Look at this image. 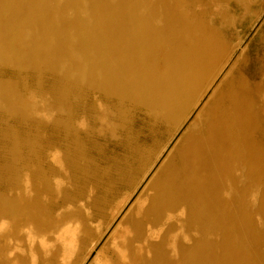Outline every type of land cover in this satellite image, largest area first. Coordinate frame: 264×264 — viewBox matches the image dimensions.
Wrapping results in <instances>:
<instances>
[{"label": "bare ground", "instance_id": "1", "mask_svg": "<svg viewBox=\"0 0 264 264\" xmlns=\"http://www.w3.org/2000/svg\"><path fill=\"white\" fill-rule=\"evenodd\" d=\"M221 1L0 0V257L6 255L0 264L16 262L17 241L37 238L32 229L44 234L51 229V222L44 224L38 199L50 189L47 174L55 171L60 145L44 140L47 168L42 162L33 170L35 164L18 162L20 139L12 122L42 120L41 109L69 112L67 95L81 88L90 91L94 121L111 134L113 119L121 118L129 105L143 107L177 130L195 111L187 127L191 131L153 182L148 208L137 210L144 211L157 232L166 228L198 234L172 237L178 249L171 264H264V244L254 246L257 235L264 239V190L257 207L251 206L255 194L249 195L250 204L240 200L253 183L264 184V151L255 149L264 136L257 141L253 134L254 99L264 107V90L256 87V96L251 83L232 67L216 83L230 56H225L214 26L215 12L207 8ZM48 75L59 85L54 104L46 102L42 90ZM73 96L81 100L79 93ZM79 115L59 116L54 128L70 132ZM28 140L27 151L37 152ZM255 213H263L259 229ZM153 230L147 228L145 239L162 233ZM56 236L62 239V231ZM6 238L13 242L2 245ZM152 250L155 261L150 264L165 258L163 245ZM60 255L64 260L68 247ZM19 264L27 263L20 258Z\"/></svg>", "mask_w": 264, "mask_h": 264}, {"label": "rangeland", "instance_id": "2", "mask_svg": "<svg viewBox=\"0 0 264 264\" xmlns=\"http://www.w3.org/2000/svg\"><path fill=\"white\" fill-rule=\"evenodd\" d=\"M207 9L215 12L214 26L224 43L225 56H230L229 67L223 69L216 83L232 67L233 72L239 70L251 83L253 93L257 96V92H254L256 87L264 90V0H222L216 7L212 5ZM204 17L207 19V14ZM229 77L230 74L225 79ZM223 86L224 82L220 88ZM58 89L59 85L53 84L48 75L42 88L46 102L52 104L57 101ZM70 91L67 95L69 112L41 109L38 116L45 113L42 120H30L27 125L19 124L17 119L12 122L20 139L21 154L18 162L35 164L33 170L42 162L44 167L47 166L43 151L46 145L44 140L60 143L54 158L56 161L53 162L55 171L47 174L50 189L38 199L44 209V224L51 222V229L45 234L32 229V232L37 233L36 239L28 237L27 241H17L19 248L15 250L14 258H18L12 264H19L20 258L27 264H129L130 259L136 260V264H150L152 260L155 261L152 246L158 244L163 245L165 254V258L158 264H171L176 260L174 251L178 249H174L172 237L179 240L187 234L189 238H197L198 234L184 229L169 232L166 228L159 233L148 224L144 211L155 194L153 182L191 131L187 127L193 120L195 111L189 121L182 124V129L177 130L176 125L164 119L153 118L143 107L129 105L121 118L113 119L115 130L111 134L109 130L101 128L90 113V91L82 88ZM77 93L81 100L77 101L73 96ZM207 98L206 96L203 101ZM253 107L256 117L253 134L259 141L264 136L262 100L255 98ZM83 108L86 110L85 114H82ZM207 108L206 106L202 111L205 112ZM77 113L81 118L72 121L70 132L67 127L54 128V122L59 116L69 117ZM30 137L37 149L35 153L27 151ZM73 137H76L75 141H70ZM177 137L180 139L175 144ZM1 144L3 143H0V152L4 148ZM172 144H175L176 150L174 148L162 163ZM255 149L264 151V142L258 143ZM262 161L264 162V156ZM263 190V183H253L240 200L249 203V195L255 194L256 200L251 206L257 207ZM29 194L31 195V191ZM138 206L144 209L139 212L140 215L137 213ZM262 214L253 215L260 222L258 229L261 227ZM148 227L159 233L152 240L145 239L144 232ZM60 230L63 233L62 239L56 236ZM70 237L74 240L71 245ZM41 240L44 245L40 246L38 243ZM12 242L13 240L9 243L6 238L2 245ZM185 242L190 243L184 241L183 244ZM262 244L263 237L257 235L254 246ZM64 246L68 247L69 255L62 260L60 254ZM252 249L259 251L256 248L247 250L251 252ZM5 257L6 255L0 257V260Z\"/></svg>", "mask_w": 264, "mask_h": 264}]
</instances>
